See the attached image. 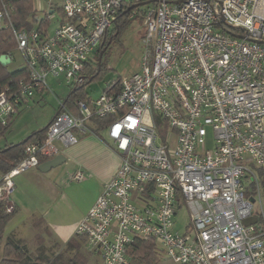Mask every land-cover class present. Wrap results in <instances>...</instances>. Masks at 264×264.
Wrapping results in <instances>:
<instances>
[{
  "label": "built area",
  "instance_id": "obj_1",
  "mask_svg": "<svg viewBox=\"0 0 264 264\" xmlns=\"http://www.w3.org/2000/svg\"><path fill=\"white\" fill-rule=\"evenodd\" d=\"M138 7L140 69L120 76L117 90L75 98L74 109L57 96L56 114L0 175V201L7 202L14 175L96 133L94 119H106L102 129L119 164L75 227L100 264H128L135 236L153 238L180 264H264L257 172L264 170V0H62V19L45 34L16 29L2 3L0 26L12 29L27 75L0 91V122L35 89L52 92L49 77L81 86L119 11L133 16ZM38 8L54 15L51 4ZM83 176L76 170L71 178ZM181 201L197 202L184 232L173 229ZM248 217L255 222L244 224Z\"/></svg>",
  "mask_w": 264,
  "mask_h": 264
},
{
  "label": "crops",
  "instance_id": "obj_2",
  "mask_svg": "<svg viewBox=\"0 0 264 264\" xmlns=\"http://www.w3.org/2000/svg\"><path fill=\"white\" fill-rule=\"evenodd\" d=\"M42 92L39 90L40 95ZM95 131L80 134L75 143L61 147L65 160L58 166L42 171L37 165L13 176L7 203L16 211L5 224L6 235L12 233L24 240L39 235V241L51 239L67 251L81 253V264H100L98 253L89 250L84 237L75 234L78 221L119 164V154L105 130ZM76 170L83 171L82 179L71 178ZM69 239L75 246L81 239L79 249L66 244Z\"/></svg>",
  "mask_w": 264,
  "mask_h": 264
},
{
  "label": "rangeland",
  "instance_id": "obj_3",
  "mask_svg": "<svg viewBox=\"0 0 264 264\" xmlns=\"http://www.w3.org/2000/svg\"><path fill=\"white\" fill-rule=\"evenodd\" d=\"M62 0H32V8H36V15L39 18L46 20V30L51 33L55 25L62 19L60 12ZM48 4L54 8V15L47 17L45 12L39 11V6L46 9ZM143 5H141L142 7ZM139 7V8H141ZM135 15L125 18L119 22V26L115 28V35L109 41L104 54L102 55L101 62L102 68L98 76L88 80L84 86V90L89 97H96L106 86L108 82L118 79L120 76H128L140 69V58L142 56L143 46L141 43L142 35L144 34V27L142 19L137 12ZM113 26L110 27V31ZM112 35V32L109 33ZM9 55L10 61L7 63L9 69L20 68L24 66V60L20 51L13 48ZM96 54L92 58V67L95 66ZM51 91L43 90L42 95L39 90L35 89L32 98L27 103L22 104L18 110L13 114L10 129L0 136V148L7 142H18L24 139L32 131L43 129L44 126L51 120L57 107V96L64 99L69 91V87L64 83L61 76L49 77L47 79ZM205 147L212 149L214 147L213 132L210 126H206ZM2 173H0L1 175ZM261 201L264 208V182L261 184ZM6 211L12 208L4 202ZM8 208H7V207ZM258 199L252 201V211L257 213L259 210ZM197 210V202H180L174 214L173 229L179 232H184L188 229L191 216ZM23 240L27 250L35 255L42 254L47 257L49 263L53 264H81V253L67 251L64 247L61 248L57 242L53 240L39 241V235L34 239ZM74 244V241H72ZM157 254L160 255L158 261L154 264H180L172 261L157 245ZM77 253V254H76ZM135 262L132 261V264ZM128 264H131L130 256ZM137 264V263H136Z\"/></svg>",
  "mask_w": 264,
  "mask_h": 264
},
{
  "label": "trees",
  "instance_id": "obj_4",
  "mask_svg": "<svg viewBox=\"0 0 264 264\" xmlns=\"http://www.w3.org/2000/svg\"><path fill=\"white\" fill-rule=\"evenodd\" d=\"M2 3H5L8 8H10V20L16 29L33 28L42 34L47 32L46 20L39 18L38 15H36V11L32 8V0H0V8ZM136 10L138 12L140 8L138 7ZM135 16L137 17L138 15ZM128 17L129 10H120L118 18L111 25L113 26L112 30L110 31V27L106 30L97 50L95 51L97 55L95 66L92 67L90 64V67L88 68L89 73L85 82L81 86L70 88L63 100L69 108L74 109L75 98L78 97L85 99L88 97L86 91L84 90V86L88 80L98 76L99 71L102 68V55L104 54L109 41H111L115 35V28L119 26L118 23L121 22V20ZM111 32L112 35L109 34ZM13 48H16V41L13 36L12 29L9 26H0V54H9ZM100 53L101 57L98 62V56ZM26 75L27 69L25 65L20 68L9 69L7 64L3 65L0 63V91L5 87L14 89L17 86L19 79ZM118 82L119 77L114 81L108 82L103 90L112 88L117 90ZM11 118L12 116H10L4 124L0 122V136L4 135V133L10 128ZM105 121L106 119H94V127L96 129L102 128ZM41 132L42 129L34 131L26 137V140L22 142L18 141L16 143H7L0 148V173H5L16 164L23 156V148L25 144L38 138ZM257 172L262 184L264 182V170L257 169ZM15 211V208H12L10 211H6L3 202L0 201V264H53L49 263L47 257L42 254H31L27 250L26 245L23 243L21 238L14 236L12 233L7 235L5 234V224L14 215ZM72 241L73 239H69L66 244H69L71 248H76L77 246L79 249V245H81L82 240H77L76 246L75 244H72ZM155 245L156 243L151 237L135 236L128 247L131 264L132 261L135 262L134 264L156 263L160 255L157 254Z\"/></svg>",
  "mask_w": 264,
  "mask_h": 264
},
{
  "label": "water",
  "instance_id": "obj_5",
  "mask_svg": "<svg viewBox=\"0 0 264 264\" xmlns=\"http://www.w3.org/2000/svg\"><path fill=\"white\" fill-rule=\"evenodd\" d=\"M262 42H264V41H262ZM100 57H101V53L98 56V62L100 60ZM9 61H10V57L8 54H5V53L0 54V63L1 64L6 65ZM56 112L54 113V115L56 114ZM24 140H26V137L24 139H22L21 142ZM64 160H65L64 155L62 153H58V154L54 155L53 157L48 158L45 161L39 163L38 168L42 171H45V170H48L50 168H54V167L58 166ZM242 221L244 224L255 222V217L244 218Z\"/></svg>",
  "mask_w": 264,
  "mask_h": 264
}]
</instances>
